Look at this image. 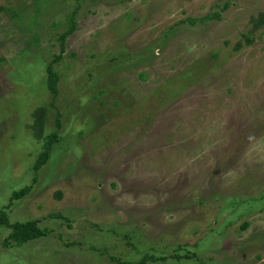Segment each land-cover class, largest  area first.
Listing matches in <instances>:
<instances>
[{
	"label": "rangeland",
	"instance_id": "1",
	"mask_svg": "<svg viewBox=\"0 0 264 264\" xmlns=\"http://www.w3.org/2000/svg\"><path fill=\"white\" fill-rule=\"evenodd\" d=\"M32 2L0 0L18 11ZM80 4L53 0L38 22L31 7L21 23L0 12V208L49 230L6 246L0 228V264H114L92 246L131 261L166 256L148 264L264 263V27L243 38L264 0ZM73 8L52 97L44 66L65 25L46 23ZM40 105L46 131L60 113L61 140L33 182L42 144L28 125Z\"/></svg>",
	"mask_w": 264,
	"mask_h": 264
},
{
	"label": "trees",
	"instance_id": "2",
	"mask_svg": "<svg viewBox=\"0 0 264 264\" xmlns=\"http://www.w3.org/2000/svg\"><path fill=\"white\" fill-rule=\"evenodd\" d=\"M78 6H80V2L82 0H76ZM229 5L228 2H225V4L220 5L215 3L214 6L217 7L218 9L213 11L210 14H207L205 18H217L219 19L220 13L222 10L226 9V7ZM26 8L31 7L32 8V13L29 18L32 16L33 22L40 18L41 14H47L50 12L51 8L53 7V0H33L31 5H26ZM17 10V9H10V7H6L2 3H0V12H10L11 19H15L18 22L21 23V21L28 19L27 15L25 14V10ZM54 9V8H53ZM77 8H73L71 12H69L67 15L65 14L63 16V22L62 21H56L53 19L50 23L48 24L52 28L58 27V25L64 24L65 28L60 31L57 36L56 40L59 45V51L58 53H54L52 57L50 58L49 61L46 62L44 66V73H45V86L46 90L52 94V97L58 94V83L60 80V75L58 71L55 69V64L58 63L59 61L62 60L63 53L65 52V42L66 38L72 34V32L76 29L77 25L75 22V11ZM194 19H191L189 17L185 18L184 21H191ZM181 22L183 20H180ZM250 21L252 23V27L248 29L246 33H243V38L245 41V44H252L254 41V36L256 35V32L261 28L264 27V12H260L256 16H251ZM22 27L27 29L28 22L24 21L21 24ZM28 30V29H27ZM31 30V29H30ZM32 37L34 38V41L39 40V34L33 33ZM243 46L242 41H237L234 49L239 50ZM217 54L216 52L213 54V57H216ZM3 59V58H2ZM211 63V67L215 69L214 67L216 66L215 64ZM43 72V71H42ZM213 73V70H212ZM139 78H144L143 73L138 74ZM49 105H53V101ZM48 106L47 105H40L37 106L33 111H32V121L28 125L33 136L35 139L38 141H41L42 147L41 150L39 151L35 162L33 163V177L32 180L35 182L38 177V171L39 169L46 164L48 159L51 157L53 147L55 146L56 143H58L61 140V136H59V131L58 128L60 126V120L59 116L60 113L56 112L55 114V127L52 130L46 131V123L48 121ZM32 187V184L28 186H24L18 190H14L11 193L10 199H17L22 197L25 193L29 192L30 188ZM60 194V193H59ZM55 217H60L62 219L68 220V217L63 216L62 214L59 213H52ZM50 214L52 217L53 215ZM248 225L247 221H244L241 224V228L244 229ZM0 228H7L9 229L8 234L5 236L3 243L6 246H21L29 241L42 238L46 236L49 232V230L46 227H39L38 225V220L37 219H27V220H22V221H11L9 218V213L5 208H0ZM74 245L73 243H69L68 246ZM128 245H131L129 243ZM182 247V245H179L178 250ZM89 249L97 250L99 251L100 255H107V257L114 262V264H148L147 262L151 261H156V260H164L166 259V256H158L150 252H146L143 254L137 261H131V260H126V259H121L118 258L115 255H110L106 254L104 250L96 249V247L92 246ZM88 248L84 251L87 252ZM171 257H175L177 259L180 258H191L195 257V253H185V254H180L179 252L176 253H171ZM87 262H83V264H86ZM264 264V263H260Z\"/></svg>",
	"mask_w": 264,
	"mask_h": 264
}]
</instances>
